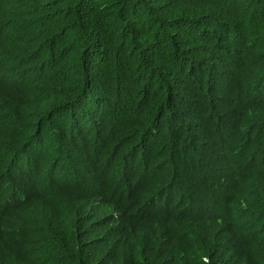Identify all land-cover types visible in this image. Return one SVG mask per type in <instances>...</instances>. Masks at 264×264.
I'll list each match as a JSON object with an SVG mask.
<instances>
[{
	"label": "trees",
	"instance_id": "1",
	"mask_svg": "<svg viewBox=\"0 0 264 264\" xmlns=\"http://www.w3.org/2000/svg\"><path fill=\"white\" fill-rule=\"evenodd\" d=\"M158 18L152 36L195 66L173 135L147 128L174 86L149 91L128 56ZM93 32L98 71L77 63ZM0 60V128L15 120L0 131V264H264V0H0ZM48 135L76 156L44 148ZM25 151L26 175L12 162ZM32 178L52 187L45 211Z\"/></svg>",
	"mask_w": 264,
	"mask_h": 264
},
{
	"label": "clouds",
	"instance_id": "2",
	"mask_svg": "<svg viewBox=\"0 0 264 264\" xmlns=\"http://www.w3.org/2000/svg\"><path fill=\"white\" fill-rule=\"evenodd\" d=\"M165 23V19L158 18L153 19L147 22V25L143 28H140L136 36L135 43L131 46L128 56L129 63L133 67L134 72H137L135 76L138 77V82H141L149 91L154 90L155 88L162 90L163 86L167 84H172L174 86L173 93L171 94V102L168 105L166 113L159 119L153 121V123L147 128L149 131H152L155 134L168 133V134H177L180 132L179 129H173L172 127L181 121L186 113V95L195 90V83L193 79V66L191 56L188 52L179 44H169L157 41L150 30L161 26ZM102 39L99 34L96 32L91 33L83 42V50L80 57L77 59V63L82 64L83 67L91 71H98L99 64L102 60V52L99 50ZM222 50L219 48H212L209 53L218 54ZM97 56V57H96ZM5 72L6 69L3 67L0 60V72ZM8 94L4 93L0 95V110L4 109L6 103L11 97H7ZM78 99L77 104H79V111H87L95 113L97 111V101L99 98L96 97L92 99L91 97ZM81 102V103H80ZM14 110L15 103L13 100ZM37 111H40L43 116L50 119H58L57 115V106L50 103H43ZM16 116V112H15ZM4 121V117L0 114V123ZM15 124V120H11L7 126L4 128ZM4 128H0L4 129ZM40 144L49 150H57L59 152H69L71 158L76 156L75 150L68 147L69 143H72L74 146L76 141L69 140H56L57 143L52 142L51 135L41 136L37 138ZM63 144V145H61ZM67 144L68 146H64ZM7 149V140H3L0 137V156ZM38 147H33L31 149L32 154H36ZM28 152H16L12 155V162L14 166H21L26 175L29 171L28 167ZM80 160V159H79ZM92 159H82V167L87 166L92 163ZM25 164H27L25 166ZM58 180H55L57 182ZM14 189V188H13ZM83 196L96 194L97 189L87 190L85 188L81 189ZM52 187L50 184L45 181L36 186L33 184V178L31 183V195L32 200L36 207L40 208L42 211H45L51 204ZM4 195H5V185L0 180V205L3 207L4 214L6 210L4 207ZM18 195V193L16 194ZM48 195V197H47ZM98 243L90 244L89 248L97 245Z\"/></svg>",
	"mask_w": 264,
	"mask_h": 264
}]
</instances>
